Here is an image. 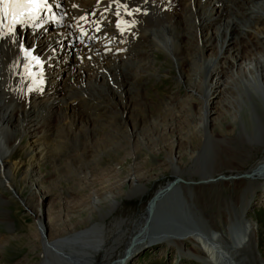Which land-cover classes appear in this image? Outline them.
<instances>
[{
  "label": "bare ground",
  "instance_id": "bare-ground-1",
  "mask_svg": "<svg viewBox=\"0 0 264 264\" xmlns=\"http://www.w3.org/2000/svg\"><path fill=\"white\" fill-rule=\"evenodd\" d=\"M249 1H238L242 2L240 11L237 4L224 5V0L212 1L213 6L207 5L206 0H48L47 4L40 3L37 14L41 15L34 23L28 16L14 25L10 16L5 18L0 12V191L5 189L13 195L15 184L8 163L23 146L24 137L29 138L30 155L35 156L31 167L53 154L52 145L48 147L51 141L57 143L68 134H81L85 128L94 132V124L107 119L128 124L130 131L126 133L137 142L141 136H150V128L142 120L136 122L145 108L140 95H133L132 90L146 85L144 78L154 73V58L163 56L166 61L172 56L181 70L184 62L197 58L204 62V73L189 70L186 85L183 84L189 92L190 106L183 112L187 122L190 119L196 123L191 113V102L196 101L193 96L201 102L199 119L192 130V136L200 142L205 136L201 150L183 153L179 149L174 155L170 153L165 172L170 173L171 180L155 193L137 224L120 219L108 228L106 235L114 239L107 248L103 222L116 214L122 198L134 200L147 194L148 185L163 176L161 169L156 174L138 172L141 168L136 173L129 170L119 178L120 172L112 166L111 174L104 170L101 177H94L97 179H85L80 191L92 182L93 187L87 189L94 193L80 199L79 204L71 199L69 203L76 205L73 210L77 211V221L66 227L61 219L50 215L44 222L40 206L50 198V192L39 188L31 192L27 201L16 195L19 203L30 208L35 221V231L24 237L29 252L42 259L37 264H97L100 252L102 264H127L140 252L161 245L201 264H264L258 252L257 227L249 214L255 191L260 187L264 190V153L239 177L218 173L219 168L230 171L221 157L234 151L231 137L238 144L264 148V120L258 114L259 102L264 105V5L259 11L254 9L264 0H255L254 4ZM62 7L83 20L81 28L85 21L90 22L88 27L92 26V35L99 40L89 45L77 44L76 36L87 31L79 30L72 16L68 19L75 34L65 28L54 29L53 16ZM190 12L195 13V31L185 16ZM225 12L233 16L231 21L221 18ZM207 30H211L209 38L201 45L197 31L200 36ZM191 31L195 32L196 46L192 44ZM208 50L214 53L206 57ZM124 57L133 61L123 63ZM127 77L133 81L127 85L129 91L122 90L126 82L122 85L121 81ZM114 85H118L120 94L107 93ZM139 108L142 111L136 113ZM243 108L255 121V132L243 124ZM213 115H217V120L211 119ZM54 120L58 129L51 131ZM120 123L112 122L121 131L117 126ZM124 133L122 130L118 136ZM116 135L115 132L109 136ZM71 156V162L79 164L74 159L77 155ZM82 157L89 162L94 157L101 159L97 150L94 155L89 152ZM191 175L198 176L199 182L183 180V176ZM241 179V192L234 203L230 199L223 202L225 210L217 213L219 221L215 225L211 217L203 214L196 190L212 188L213 184L234 186ZM34 200L36 206H32ZM124 241L127 242L119 261H113V254ZM187 244L190 247L186 248Z\"/></svg>",
  "mask_w": 264,
  "mask_h": 264
},
{
  "label": "rangeland",
  "instance_id": "rangeland-1",
  "mask_svg": "<svg viewBox=\"0 0 264 264\" xmlns=\"http://www.w3.org/2000/svg\"><path fill=\"white\" fill-rule=\"evenodd\" d=\"M212 1L206 0V4L209 6H213L214 3ZM238 1L239 0H224V2L226 3H224V5L230 6L232 4V6L235 7L237 4L236 7L241 11L240 3L242 4V2ZM243 1L245 2L246 0ZM254 2L255 0H250L248 4H254ZM262 5L264 4H256L254 5V9L259 11ZM225 13L226 14H223L221 18L226 22L231 21V17L233 16L230 14V12ZM185 16L189 17V21L191 23L190 25L192 27V30H194L195 22L193 21V18L195 17V13L190 12L187 13ZM244 18L243 19L246 20V17ZM216 28L218 29L219 26H217ZM194 31L190 32V37L192 40V44L196 46L198 44H196L194 40ZM221 31L222 29L220 30V32ZM210 32L211 30H207L206 32H202L203 34L199 36V32L197 31L199 43L201 45L206 44L205 42L209 38ZM201 39L204 42H201ZM194 49H196V47ZM213 53V50H208L204 55L207 57L209 55H212ZM147 58L150 61L152 60V57L150 56H147ZM154 59L156 71L154 69V73L152 72L151 74H149V77L144 78L145 81L142 80L143 83H146V85H143L144 87L141 85L140 87L137 86L136 90H132V93H134L133 95H135V93L140 95V101L142 103L141 105L142 107L144 106L143 109H147H144V112H141L142 114L139 113L141 117L137 116L136 122L139 123L141 120L144 121L146 128H150V136H141L142 138L140 137V139L135 142V140L131 136L129 137L126 133H129L130 131V127L128 124L124 126L125 124H121L119 120L114 121L113 119H107V121H104L105 123L103 122L94 124V132L89 131L85 128V130H83L81 134L79 132H76L75 135L74 133L71 135L68 134V136H64L62 137V139L57 140V143L56 141H51L48 144V147L52 145L51 148L53 150V154L50 155L51 158L49 157L45 159L43 163H39V165H36L34 167H31L33 166V160L35 159V156L32 157L29 153V144L27 142L29 141V138L24 137L23 146L19 147V152H16L14 158L9 161L8 168L11 171V178L15 184L14 191L16 195L18 194L19 198H22L23 200L27 201V199L30 197L31 192L34 193V191H37V189L39 188L42 190V192L48 191L51 193L50 198L43 204L44 207L40 206V208L42 207L41 209L44 213V222L47 223V220H49L51 216L52 218L56 217L58 219H61L63 222V227H66L69 223L76 222L77 217L74 216L77 214V211L73 210V208H76V205H74L73 203L76 202L77 204H79L81 202L80 199L84 197L83 200H85L87 196L92 197V193H94L90 189H87L93 187L92 182L88 183V187L83 192L80 191V189L82 187H85L84 183L87 179L90 180L96 176L101 177L104 170V173L111 174L109 169L112 166H115V168L120 172L119 178L124 177L129 170H132L133 173H136L137 169L141 168L138 170V172L149 171L151 174H156L161 169L164 172L163 176H160V179L151 182L148 185L147 194L141 196L140 198H135L134 200L122 198L121 206L116 212V214L113 217L108 218L105 222H103L105 232L104 248H107L111 243V240L114 239V237L111 238L106 235L108 228H112V225H114V223L116 221H119L120 219L128 220L137 224L138 219H140L142 217V214L145 213L146 208L149 205V202L153 199L155 193L171 180L170 173L165 172L167 168V159L171 157L170 153L172 152V155H174L177 151H179V149L183 153L185 150H188L190 152H193L194 150H201L205 136H203L202 138L200 137L202 139V142L198 141V139H195V137L192 136V130L194 126L197 125L199 119V112H201L202 108L201 102L200 100H198L199 97L193 96L196 101L191 102V111L193 110L191 113L194 114V121L196 123H194L190 119L189 122H187V117L185 116L186 114H184L183 112L184 110H188V108L186 107L190 106V103L188 102L189 92L185 90L186 84L184 81L186 80V76L189 74V70H201L200 72L204 73V71H202L204 67L203 60L197 58V60H195L194 62L191 61L187 62L186 64L184 62L181 70L178 61H174L172 56H168L166 61H164L163 56H156ZM131 61L133 60H131L130 57H124L123 59H121V62L123 63H129ZM182 71H184L186 74H181ZM148 78L153 79L154 81H150V79ZM123 81L126 82V85L123 87L122 90L127 89L129 91L130 86L127 85L131 84L133 81L128 77L127 79L125 78L121 82L123 83ZM124 84L125 83H123L122 85ZM119 90L120 89L118 85H114L112 87V90H109V92L107 93L120 94ZM110 91H113V93ZM93 98L96 99L95 97ZM187 102L189 105H187ZM90 104H94V102H91ZM92 106H96V104ZM138 110L139 111L135 109V112L138 113L142 111V108H139ZM118 114L120 115V113ZM258 114L264 120V105L262 101L259 102ZM249 115L250 114L248 113V110L246 108H243V114L241 117L242 122L247 128L248 126H251L252 131L255 132L257 125L253 118L251 116L249 117ZM217 118V115H213L211 119H214L215 121L217 120ZM112 122L121 124L117 126L120 127L121 131H125L123 136H118V133H121V131L115 129L114 124H112ZM153 122L156 124H154ZM57 125L58 124L54 120L52 122V126L50 127L51 131L58 129ZM214 128L216 129L217 125H214ZM60 129H62V125H60ZM63 130L64 129H62L61 131ZM226 130L230 129L226 126ZM236 130L237 132L239 130L238 123L236 124ZM115 132L117 133L116 136H109L110 134ZM187 132H189V134ZM77 133H79L78 136ZM191 136L194 138V140H190V138H192ZM128 138L131 140V142ZM233 138L234 137H231L232 142H230V147L238 155L234 154V151L232 153L230 152V155H222L221 158L223 159V162L225 164H229L230 171L224 168H219L218 172L227 177L229 175L235 176L236 174V176L239 177L242 174H245V172H248L264 153V148L258 146L250 147L246 144L242 145L240 143L238 144L234 141L235 139L233 140ZM179 146L181 147L179 148ZM56 148L59 149L57 150ZM96 150L97 153H100V160H98L97 157H94L95 160L92 159L89 162L88 159H84L82 157L83 153L85 155L91 152L92 155H94ZM237 150L239 152H237ZM73 154L78 156H75L74 158L78 161L77 163H79L77 165H74V160L73 163L71 162V155ZM123 158L124 160L122 161ZM136 163L138 164L137 168ZM77 170H79V172H84H82V174H79L77 172L76 174ZM25 176L28 177L24 181L22 180V178ZM183 180L187 182L191 181L197 183L199 182V177L196 175L183 176ZM211 187L212 188H208L204 186L197 189L195 192V197H198L197 199H199L197 201L198 204L200 203V207L204 212L203 214L207 217H211L213 223L216 225L219 221L217 213H222L225 210V208H223V202L230 199V202L234 203L236 197L239 195L241 189L243 188V184L241 179L240 182L238 184H235L234 186L231 184L228 186L222 184H213ZM0 192H2L0 193V241L4 243L3 245L2 243L0 245V264L39 263L42 260L41 257L37 256L38 254H32L29 252V248L26 246L27 239L24 237L26 235L31 234V232L35 231V221L34 218H32L33 215H31L30 208L28 206L24 207L23 204L19 203L18 199L16 198L17 196L15 194L13 195L8 190L1 189ZM94 198L96 197H93V199ZM71 199H73V203H69ZM31 203L32 206H36L37 200L31 201ZM251 206L252 210L249 212V214L250 216H252V222L257 227L258 252L264 260L263 188L260 187L255 191L253 203L251 204ZM66 218L69 221H67ZM51 232L53 234V231ZM126 242L127 241H124L121 247L113 254V261H119L117 259H119V257L123 253L124 248L126 246ZM187 247H190V244H187L186 248ZM102 255L103 252H100L98 258L96 259L97 264H102ZM127 264L201 263L192 258L182 257L178 254L176 255L174 249H169L168 247L161 245L140 252V254L130 260V262H128Z\"/></svg>",
  "mask_w": 264,
  "mask_h": 264
},
{
  "label": "snow or ice",
  "instance_id": "snow-or-ice-1",
  "mask_svg": "<svg viewBox=\"0 0 264 264\" xmlns=\"http://www.w3.org/2000/svg\"><path fill=\"white\" fill-rule=\"evenodd\" d=\"M35 6V0H0V12L5 18L11 17V25L20 23L25 12L31 11ZM11 25L8 26L10 31Z\"/></svg>",
  "mask_w": 264,
  "mask_h": 264
}]
</instances>
